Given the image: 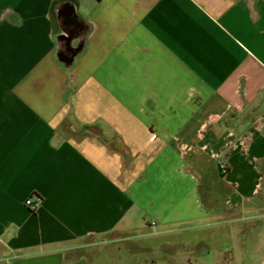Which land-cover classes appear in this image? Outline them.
<instances>
[{"label":"crops","instance_id":"obj_1","mask_svg":"<svg viewBox=\"0 0 264 264\" xmlns=\"http://www.w3.org/2000/svg\"><path fill=\"white\" fill-rule=\"evenodd\" d=\"M127 259L264 264V0H0V264Z\"/></svg>","mask_w":264,"mask_h":264},{"label":"built area","instance_id":"obj_2","mask_svg":"<svg viewBox=\"0 0 264 264\" xmlns=\"http://www.w3.org/2000/svg\"><path fill=\"white\" fill-rule=\"evenodd\" d=\"M219 171H220L221 174H226L227 173V168L225 166L221 165V166H219ZM25 206L28 207V208H31L32 204H31L30 201H27L25 203ZM5 262L7 263L8 260H5Z\"/></svg>","mask_w":264,"mask_h":264},{"label":"rangeland","instance_id":"obj_3","mask_svg":"<svg viewBox=\"0 0 264 264\" xmlns=\"http://www.w3.org/2000/svg\"><path fill=\"white\" fill-rule=\"evenodd\" d=\"M117 246H118V245L114 246L112 249H114V251H115V249L117 248ZM105 250H107V249H106V248H101V249H100V252L102 253V252H104ZM135 263H136L135 259H133V260H129V259H127V262H126V264H135Z\"/></svg>","mask_w":264,"mask_h":264},{"label":"water","instance_id":"obj_4","mask_svg":"<svg viewBox=\"0 0 264 264\" xmlns=\"http://www.w3.org/2000/svg\"><path fill=\"white\" fill-rule=\"evenodd\" d=\"M59 59L62 60V63H67L68 62L67 61V58L66 57H63L62 55L59 56ZM73 60H74V56L73 57H70V61L68 62V64L70 65L71 63H73ZM68 64H66V65H68Z\"/></svg>","mask_w":264,"mask_h":264},{"label":"trees","instance_id":"obj_5","mask_svg":"<svg viewBox=\"0 0 264 264\" xmlns=\"http://www.w3.org/2000/svg\"><path fill=\"white\" fill-rule=\"evenodd\" d=\"M12 17H13V16H12ZM13 18L15 19V17H13ZM113 147H114L115 150H119V146H113ZM120 153H121V161L124 162V160H125V156H124V154H126V153H125L124 150L121 151Z\"/></svg>","mask_w":264,"mask_h":264}]
</instances>
